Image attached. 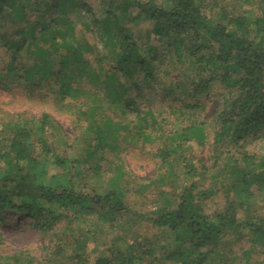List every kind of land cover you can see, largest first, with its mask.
I'll use <instances>...</instances> for the list:
<instances>
[{
  "label": "trees",
  "instance_id": "16d2710c",
  "mask_svg": "<svg viewBox=\"0 0 264 264\" xmlns=\"http://www.w3.org/2000/svg\"><path fill=\"white\" fill-rule=\"evenodd\" d=\"M99 1L105 16L90 24L82 22L79 12L90 8L78 0H0V17L10 25L0 32V44L9 55L6 66L27 88L53 76L48 81L74 101L69 105L76 123L85 125L81 152L67 156L49 142L46 134L56 123L48 114L37 124H2L0 220L8 213L56 220L46 205L71 213L75 223L91 208H102L103 221L117 222L130 214L123 190H100L94 185L98 173L91 175L101 169L107 149L121 148V138L129 145L158 142L155 156L161 167L167 172L180 169L186 176L180 193H163L161 207L139 215L170 237L148 247H117L116 254L105 252L92 261L87 240L95 232L88 231L68 250L57 249L59 264H208L223 248L226 233L235 229H246L248 242L264 247V213L256 216L249 210L251 198L264 195V155L247 148L248 137L264 129V0H258V9L239 15L206 0ZM72 14L84 29L102 25L108 50L80 39ZM140 20L151 25L155 44L133 30ZM161 45L183 75L169 88L157 76L164 61L159 58ZM27 48L33 63L26 69L18 56ZM152 83L161 85L167 106L143 113L142 90ZM215 83L225 92H219L221 105L214 112L212 165L202 166L200 173L183 149L193 140L198 145L208 141L206 123L200 120L206 103L198 101ZM117 113L133 117L122 121ZM50 165L57 168L53 174ZM118 174L122 176L121 169ZM197 176L212 178L211 184L198 187ZM218 192L224 193L223 208L208 215L202 203ZM172 196L176 198L169 201Z\"/></svg>",
  "mask_w": 264,
  "mask_h": 264
},
{
  "label": "rangeland",
  "instance_id": "374dc122",
  "mask_svg": "<svg viewBox=\"0 0 264 264\" xmlns=\"http://www.w3.org/2000/svg\"><path fill=\"white\" fill-rule=\"evenodd\" d=\"M83 5L90 8L87 12L85 8H79L82 22L92 23L101 21L105 16V6L99 0H78ZM207 3L215 2L218 7L225 8L228 13L241 14L246 9H258V0H206ZM216 11V10H214ZM70 19L76 23L75 28L80 39L86 40L98 50L105 51L106 48L102 36L104 28L100 24L91 25L84 29L79 22L77 15H70ZM89 24V25H90ZM8 20L0 17V32L9 27ZM133 30L138 37H146L149 43L155 44V36L152 34V27L146 21H139L133 25ZM102 34V35H101ZM147 34L149 36H147ZM106 48V49H105ZM159 58L164 59L160 65L158 81L164 82V86L169 88L182 79V71L174 68L170 53L164 45H161ZM28 48L19 54L18 61L24 63V68L32 65L33 59L27 52ZM29 50H33L30 46ZM57 54V53H56ZM164 54L163 56H161ZM54 56V54L52 53ZM56 57V55H55ZM9 59L8 53L0 44V128L3 123L10 121L27 122L37 124L43 114H48L56 123L53 130H48L49 142L56 146L60 153L77 155L81 152L84 124L76 123L74 109L65 94H58V88L49 79L42 76L43 83L39 87L27 88V83L17 77L15 73L6 66ZM58 62L52 66L53 72L58 68ZM162 69V70H161ZM163 71H167L166 75ZM51 76V75H49ZM154 83V82H153ZM148 85L142 90L143 100L139 102L143 113L148 108L163 110L167 103L164 100L165 94L162 87L155 84ZM143 87V85H141ZM225 92L219 86L204 92L202 99L198 102L206 103V110L200 116V120L206 123V134L208 141L205 145H198L194 140L184 145V157L191 160L193 166L201 173V167L209 168L212 165L211 159V137L214 122V112L221 105L222 96ZM214 94V95H213ZM63 96V97H62ZM193 101H197L193 99ZM117 117L126 121L133 115L122 116L117 113ZM117 117L115 119H117ZM121 148L112 152L107 149L104 160L100 163L101 169L93 171L91 175L98 173L94 179V184L100 190L122 189L123 203L129 208L130 214L119 216L117 222L103 221L99 219L103 213L102 208L93 209L81 215L80 221L74 222V216L66 211H60L58 207H50L57 216L56 220L46 215L45 218L29 217L8 213L0 220V264H59L55 257L58 248L68 250L72 241L79 238L86 232H95L94 236H89L87 240V252L93 261L98 255L108 252L115 253L117 247L119 251H124L125 246L138 243L148 247V244L157 245L169 238V234L163 233L162 228L153 226L149 221L140 218L139 215L149 213L165 203L163 193L174 194L180 191V187L187 182L186 176L181 174L180 169L173 172L161 167V163L156 158V153L161 144L158 142L132 144L124 142L119 138ZM1 148V145H0ZM249 152L257 155H264V129L256 131L247 139ZM120 161L122 162L120 164ZM1 164V163H0ZM52 164V163H51ZM122 170V176L118 171ZM166 170V171H165ZM57 171L54 166H49L50 174ZM88 176V174H87ZM198 187L207 188L212 181L210 177L197 176L194 178ZM196 184V185H197ZM94 186L90 184V187ZM180 193V192H179ZM176 197H169L173 201ZM249 210L258 216L264 213V195L254 196L250 200ZM224 205V193L218 192L215 196L202 203L204 212L208 215L215 211H220ZM68 215H67V214ZM245 212L238 214L240 221L244 220ZM61 215V217H59ZM248 215V214H247ZM246 229L229 230L223 238V248H221L210 260L208 264H264V247L252 245L248 241ZM137 248V247H136Z\"/></svg>",
  "mask_w": 264,
  "mask_h": 264
},
{
  "label": "built area",
  "instance_id": "2783aa9c",
  "mask_svg": "<svg viewBox=\"0 0 264 264\" xmlns=\"http://www.w3.org/2000/svg\"><path fill=\"white\" fill-rule=\"evenodd\" d=\"M263 91H264V86H263Z\"/></svg>",
  "mask_w": 264,
  "mask_h": 264
}]
</instances>
